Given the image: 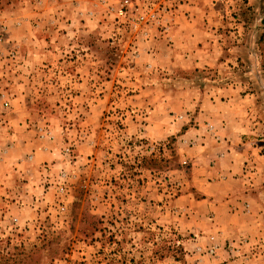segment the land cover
Wrapping results in <instances>:
<instances>
[{
	"label": "rangeland",
	"instance_id": "1",
	"mask_svg": "<svg viewBox=\"0 0 264 264\" xmlns=\"http://www.w3.org/2000/svg\"><path fill=\"white\" fill-rule=\"evenodd\" d=\"M242 106L264 155V0H0V264L264 255L193 212Z\"/></svg>",
	"mask_w": 264,
	"mask_h": 264
},
{
	"label": "crops",
	"instance_id": "2",
	"mask_svg": "<svg viewBox=\"0 0 264 264\" xmlns=\"http://www.w3.org/2000/svg\"><path fill=\"white\" fill-rule=\"evenodd\" d=\"M240 111V118L227 119L224 123L228 128L234 127L231 125L237 126L238 132L230 136L223 134L225 138L228 137L227 141L219 138L220 143L216 142L211 148H206V153L211 157L205 158L203 170L196 171L197 191L205 197L203 203L199 205L204 208L199 206L201 210L193 212L195 216H201L205 220L200 224L202 227L199 229H204L208 234L214 233L221 243L226 240L245 238L250 241V244L263 243L264 245V185L263 182L254 180V177L263 173L264 155L258 154L251 146L250 137L244 139L243 134H248L244 127H248L250 123L249 118L245 117L247 114L245 106H242ZM257 159L262 161L263 167L254 166ZM246 163L247 166H245ZM227 186H229L227 190L229 199L217 206L218 192L221 191L220 188ZM225 209L226 222L223 223L222 214ZM211 222L215 225L211 226ZM250 244L245 246L247 251ZM245 260L246 258L229 261L228 264L244 262L264 264V255L248 256V260ZM212 262L215 264L214 261Z\"/></svg>",
	"mask_w": 264,
	"mask_h": 264
}]
</instances>
